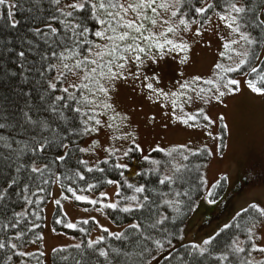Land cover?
Segmentation results:
<instances>
[{
	"label": "snow or ice",
	"instance_id": "1",
	"mask_svg": "<svg viewBox=\"0 0 264 264\" xmlns=\"http://www.w3.org/2000/svg\"><path fill=\"white\" fill-rule=\"evenodd\" d=\"M35 2L39 4L41 0H35ZM49 3L52 11L50 16L42 21L48 31L42 32L40 28L34 29L35 35L40 36L50 49L48 54L41 56L43 65L37 69L42 78L41 86L44 88L39 98L46 105L44 110L59 122V127L53 128L50 120L33 119L28 112H25V122L36 132L31 136L30 142L16 141L20 147L13 148L8 137L0 136V144L15 154L13 162L17 174L4 178L7 186L0 189V200L5 199L9 188L19 182V174L22 170L30 169L31 173L43 174L46 171L51 172L50 165L57 161L65 162L70 155V144L65 141H71L72 137L99 134L105 128L119 131L121 126L130 119L127 114L117 111L113 103V96L119 83H131L135 86L139 81L140 92L146 96L147 100L155 103L161 98L171 99L173 108L183 109L184 104L196 102L207 105L213 100L223 103L225 97L241 91L239 87L241 81L232 78L229 74H239L243 66L249 63V57L255 56L250 46L264 45V19L255 20L249 17L247 13L251 9L242 0H49ZM4 4L6 0H0V5ZM11 7L13 5H9V8ZM209 12L219 21H223L231 32L230 36L221 37V40L227 42L222 44L223 50L218 53V57L225 58L231 63L226 64L218 60L213 65L211 76L207 78L201 75H191L185 79V73L180 72V79L172 85L176 91L171 89L166 91L165 87L161 86L160 74L154 69L159 67L166 58L176 60L178 55L179 64L186 65L190 62L192 44L185 39V36L192 33L194 37H200L204 31H208L209 28L205 27V23L208 25L212 23V16L208 15ZM8 16L12 17L13 13L8 11ZM15 23L13 21V24ZM193 25L197 27L193 29ZM249 26L260 29L262 34L260 38L245 30ZM18 56L24 58L25 52L20 51ZM251 73L256 74V77L245 81L247 88L254 94L264 96V72L253 66ZM57 92L60 94L57 95ZM179 98L183 100L178 104L177 99ZM66 112L73 113L71 119L65 115ZM200 116H203L205 121H211V117L205 114L203 107L198 109V114L183 110L179 113L173 111L170 119L174 118V122L189 127H198L199 125L194 122ZM150 119L155 120V117ZM219 119L224 120L225 118L220 116ZM211 122L215 123V121ZM5 127L8 125L0 123V129ZM223 128H228V124H224ZM122 138L131 140V146L123 150V156H128L133 151H142L132 134L125 133L122 137L114 133L110 135V140ZM99 144L98 140H93L90 148H78V151L95 152ZM57 150L58 154L53 159H48L47 154ZM156 150L165 151L163 148ZM104 151L112 156L120 150L110 145ZM28 153L32 155L25 162L24 157ZM168 155L171 156L172 152L169 151ZM183 158L187 159V156ZM5 159L10 158L5 157ZM42 159H48V162L44 163ZM152 163L157 166L161 165V161L158 160ZM79 164L89 173L94 170L88 167L87 160H79ZM119 167L123 168L126 165L122 164ZM97 170L104 171V169ZM156 171H159V167ZM176 171L179 169L177 168ZM74 175L79 180H85L84 174L79 170L75 171ZM52 179L53 182H59L60 176L53 174ZM44 182L48 183L47 180ZM173 182L174 176L167 174L159 180L160 184ZM108 183L117 182L110 180ZM95 186L94 184L87 185L88 189ZM128 187L134 190V194L124 197L127 206L122 210L130 213L134 209H144L146 207L144 202L149 201V197L138 194H144L145 187L132 184ZM24 191H27V186ZM67 191L75 200L88 201L93 205L98 203L97 200H89L87 195H77V190L71 186L67 188ZM161 195L166 197L168 194L161 193ZM176 195L179 196L180 193ZM56 203L59 204L60 201L57 200ZM164 203L173 206L179 201L165 199ZM118 205L119 202L104 206L116 209ZM252 207L257 208L260 219L250 218L242 230L247 234V239L240 240L238 236L233 238L227 245V251L219 255V260L229 261L231 254L237 257L236 264H261L250 258L249 249L264 254V247H258L254 240L256 229L264 220V208ZM166 219H168L166 216L159 217L148 227L156 228ZM84 223L87 224L88 221L85 220ZM67 227L76 228L77 225L68 223ZM128 227L140 230L142 225L137 221ZM229 227L230 225L225 224L221 232ZM81 231L85 230L81 229ZM103 231L117 239L128 238L125 232H110L107 228H103ZM216 235L219 236L220 233ZM106 238L101 235L96 240H90L87 247L98 251V255L104 258L106 264H113L111 254L125 257L124 264H129L133 253L122 252L117 248L110 250L106 247L95 248ZM215 239L216 237H210L203 241V246L193 245L192 247L200 255L210 253L209 246ZM155 243L158 247L162 246L158 240ZM4 247L5 244L0 243V248ZM11 247L15 249L17 245L13 243ZM75 247L79 249L81 245L77 244ZM241 254H244L242 258Z\"/></svg>",
	"mask_w": 264,
	"mask_h": 264
},
{
	"label": "trees",
	"instance_id": "2",
	"mask_svg": "<svg viewBox=\"0 0 264 264\" xmlns=\"http://www.w3.org/2000/svg\"><path fill=\"white\" fill-rule=\"evenodd\" d=\"M242 2L251 9L247 13L249 17L255 20L264 19V0H242ZM12 5L15 20L8 16L11 8L7 2L0 5V123L8 125L0 129V136L8 137L13 148H18L20 145L16 141L30 142L31 136L36 134L35 130L25 122V112H28L33 119L50 120L53 128L59 127V122L44 110L46 105L39 98L44 88L41 86L42 78L37 69L43 65L41 56L48 54L50 49L45 41L34 32L36 28H40L42 32L48 31L42 21L50 16L52 7L49 0H41L39 4L35 0H12ZM208 15L211 16L212 13L209 12ZM13 21L16 23L13 24ZM245 30L257 38L262 35L258 28L249 26ZM250 47L255 56L249 57V63L244 65L239 73H246V80L255 79L256 74L251 73L253 66L264 72V53L262 56L260 54L264 45ZM20 51L25 52L24 58L18 56ZM229 75L235 76L237 73ZM65 115L71 119L73 113L66 112ZM224 136L223 132L222 141ZM85 137H72L71 141H65L70 144V155L65 162L57 161L50 165L51 172L46 171L39 174L31 173L30 169L22 170L19 174V182L9 188L5 199L0 200V243L5 244L4 248H0V264H106L104 258L98 255V251L87 247L91 240L90 235L96 227L95 221L88 220L85 224V220H78L75 223L76 228H68L69 221L61 204H56L52 215V227L56 232L76 234L79 242L53 248L49 263L45 261L41 251L42 233L45 206L55 183L52 179L53 174L60 176L58 184L65 197H72V194L67 191L69 186L75 188L77 192H98L109 186L108 181L118 180L117 193L119 195L116 193V197L119 205L116 209L107 208L106 213L115 224L125 225L120 232H125L128 238L117 239L102 231L100 236L104 235L107 238L100 245L95 246L96 249L99 247H106L109 250L117 248L122 252L133 253L129 264H151L155 260H158L156 264H236L237 257L231 254L229 261H221L218 257L222 252L227 251V245L233 238L238 236L243 240L247 239V234L242 231L245 225L248 224L250 218L260 219L257 208L252 205L236 213L228 223L229 228L221 232L223 227L212 236L216 239L209 246L210 253L200 255L192 247L197 245L196 243L182 240L185 222L204 190V167L211 156L206 146L195 148L189 144H174L165 148L163 152L154 148L147 155H142L140 150L133 151L128 156L121 157L128 161V166L123 168L119 167L118 156L115 154L104 157L95 165L88 164V167L94 169L89 173L79 164V160L84 159L78 148H81L80 142ZM130 146L131 143L128 147ZM169 151L172 152L171 156L168 155ZM57 154L58 150L49 152L48 159H53ZM31 155L32 153H28L24 161L27 162ZM184 156H187V159H184ZM5 157L10 159H5ZM14 159L15 154L0 144V189L7 186L4 179L6 176L17 175ZM48 159H42V162L46 163ZM154 160L161 161V165H154L152 163ZM157 167L159 171H156ZM177 168L179 171H176ZM97 169H104V171ZM77 170L84 174L85 180H79L74 175ZM165 174L173 175L174 182L160 184L159 180ZM45 180L48 183H45ZM88 184L96 186L88 189ZM129 184L144 186L146 192L138 195H147L150 202H144L146 204L144 209H134L130 213H125L122 210L127 205L124 197L134 194V190L128 187ZM240 185L238 182L234 189H239ZM25 186H27V191H24ZM226 186V178L222 176L212 185L209 194L212 199H218L224 194L217 206V209L222 211L233 194L224 193ZM161 193L168 195L165 197ZM176 193L180 195L177 196ZM165 199L179 201V203L169 206L164 203ZM164 216L168 219L162 224L156 228L148 227L157 218ZM212 216H215V213ZM137 221L142 225L140 230L128 227ZM217 233L220 235L217 236ZM157 240L160 241L161 247L156 245ZM13 243L17 245L15 249L11 247ZM77 244L81 245L79 249L75 247ZM32 245L36 248L24 251ZM249 252L251 258L252 254L258 251L249 249ZM111 255L113 264H124L125 257ZM243 255L241 254V258ZM256 261L264 264V257Z\"/></svg>",
	"mask_w": 264,
	"mask_h": 264
},
{
	"label": "rangeland",
	"instance_id": "3",
	"mask_svg": "<svg viewBox=\"0 0 264 264\" xmlns=\"http://www.w3.org/2000/svg\"><path fill=\"white\" fill-rule=\"evenodd\" d=\"M6 2L8 5H12V0ZM211 16L212 23L211 25L205 23V27L209 30L204 31L203 35L194 37L192 33H188L185 36V39L192 44L188 64H179L178 55L176 60L166 58L159 67L154 69L160 74L161 86H164L166 91L169 89L176 91L172 85L180 79V72L185 73V79L191 75H201L207 78L211 76L213 65L218 60L226 64L231 63L225 58L218 57L219 51L223 50L222 44L227 42L221 40V37L230 36L231 32L223 21H219L214 15ZM15 19L16 16L13 13L12 20ZM196 27L197 25H193V29ZM263 53L264 48L260 52L261 56ZM246 77V73L232 76V78L241 81L239 85L241 91L225 97L223 103L215 100L207 105L196 102L184 104L183 109L173 108L171 99L163 100L161 98L155 103L147 100L146 96L140 92L139 81L135 86L131 83H119L113 96V103L116 105L117 111L127 114L130 119L121 126L119 131L105 128L99 134L94 133L91 136H86L80 142L81 148H90L93 140H98L100 144L96 147L95 152H82V158L87 160L89 165H95L104 157L109 156L104 149L113 145L120 150L116 153L118 163L128 166L127 159L121 157L123 150L128 148L131 140L123 138L110 140V135L113 133L118 137L124 136L125 133L132 134L142 149V155H147L154 148L164 149L174 144H189L195 148L206 146L211 156L204 167V190L185 222L182 232L183 241H191L203 246L204 240L212 237L225 224H228L236 213L247 206L264 208V96L254 94L247 88ZM182 100L183 98L177 99V103H181ZM200 107L205 109V114L211 117V121H215V123L205 121L203 116H200L194 122L199 126L189 127L174 122V118L170 119L173 111L179 113L183 110L198 114ZM153 116L155 120L150 119ZM220 116L225 119L220 120ZM224 124H228V128H223ZM223 132L225 136L222 141ZM222 176L227 181L224 193H233L223 211L217 209V206L224 194L218 199H212L209 196L212 185ZM112 181L117 183H110L109 186L98 192L76 193L77 195H87L89 200H97L98 203L95 205L88 201L75 200L73 196L66 199L58 182L54 183L50 198L45 206L42 233L41 251L47 263L50 261V253L53 248L79 242L76 234L54 231L52 215L57 200L60 201L59 204H61L69 223L75 224L78 220L95 221L96 227L90 235L91 240L99 237L103 228L109 229L110 232H120L124 228L125 225L115 224L111 221L106 213L107 207L104 206L118 202L116 193L119 190V182L116 179ZM238 182L241 184L240 188L234 189ZM214 213L215 216H212ZM254 237L257 246L264 247V239H262L264 237V220L260 222ZM35 248L32 245L25 248L24 251ZM262 257L264 254L260 252L253 253L251 256L254 260H259ZM157 261L155 260L151 264H156Z\"/></svg>",
	"mask_w": 264,
	"mask_h": 264
}]
</instances>
